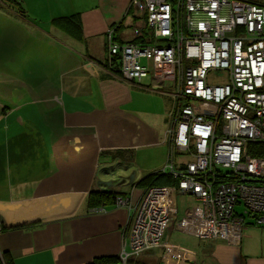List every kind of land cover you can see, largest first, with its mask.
I'll return each mask as SVG.
<instances>
[{
	"label": "crops",
	"instance_id": "1",
	"mask_svg": "<svg viewBox=\"0 0 264 264\" xmlns=\"http://www.w3.org/2000/svg\"><path fill=\"white\" fill-rule=\"evenodd\" d=\"M21 1L24 16L0 1V206L5 205L0 251H8L14 264H84L98 256H120L128 245L127 209L106 205L94 211L86 203L94 183L97 190L109 189L97 181L98 150L166 147L159 124L164 109L135 107L132 92L166 95L147 88L146 78L139 85L121 82L102 64L104 33L111 24L123 20L117 38H134L136 21L126 14L130 0H79L86 8L67 14L37 13L29 0ZM251 1L264 5V0ZM73 13L80 14L83 41L51 23ZM103 157L109 164L117 160ZM132 183H117L113 191L135 200L142 188ZM10 216L20 221L11 222ZM245 225L237 243L191 234L193 239L179 242L178 235L171 240L172 233L185 232L171 230L166 250L153 252L160 259L148 253L140 260L171 264L176 252V264H264V244L251 246L245 235L241 240ZM11 226L21 227L1 229Z\"/></svg>",
	"mask_w": 264,
	"mask_h": 264
},
{
	"label": "built area",
	"instance_id": "2",
	"mask_svg": "<svg viewBox=\"0 0 264 264\" xmlns=\"http://www.w3.org/2000/svg\"><path fill=\"white\" fill-rule=\"evenodd\" d=\"M130 7L141 41L119 40L109 26L104 67L126 83L149 78L147 88L172 99L160 171L175 183L149 185L135 200L116 197L114 206L128 211L130 249L120 258L166 249L173 229L237 243L243 225L264 227V5L130 0ZM211 70L226 72L227 83L208 84ZM178 195L197 205L179 210Z\"/></svg>",
	"mask_w": 264,
	"mask_h": 264
},
{
	"label": "rangeland",
	"instance_id": "3",
	"mask_svg": "<svg viewBox=\"0 0 264 264\" xmlns=\"http://www.w3.org/2000/svg\"><path fill=\"white\" fill-rule=\"evenodd\" d=\"M94 1L96 2V0H94ZM86 2H88V0H86ZM25 4H26V1H25ZM29 4H30L31 8L34 11H36L37 13H39V12H47L48 13V11H50V13H51V10L53 9V10H57L58 13H56V14H67V13L76 11L78 7L86 8L85 6L87 3H85V4L79 3V0H29ZM129 6H130V4H129ZM72 8H74V9H72ZM50 18H51V16H50ZM139 25H141V24H139L137 21L132 23V25H131V31L133 33L132 35L134 36V38H135L136 34L133 32V29L135 27H138ZM131 31L127 28L128 33ZM105 33H106V31H105ZM105 33H104V38H105ZM130 34L131 33H129L128 36H130ZM142 62L144 63V59L142 60ZM148 80L149 79L146 78L143 81V83H145V84L149 83ZM227 80L228 79H227L226 72H224L223 70H211L207 75V83L211 84V85H222V84L227 83ZM132 96H133L132 104L135 107L141 108V110L153 111L155 109L153 106H156L157 108H160V109H164V116L166 115V118L164 117V120L160 121L159 124H160V128L163 129V133H165V131L168 127V123H169V111L172 107V99L168 95H166V96L158 95V94H154L150 91H146V90L145 91L144 90L134 91V92H132ZM87 134H89V133L87 132ZM164 142H166V139H164ZM92 143H93V141H92ZM99 145H102V144H99ZM93 147L95 148V146H93ZM166 147H167V144H166ZM166 147L165 146H157V145H151V146H145L144 145V146L134 150L132 162H128V163L125 162L124 163L122 160L117 159V160H114V162L112 161V163L110 162L111 164H109L108 159L104 158L103 156L104 155L107 156L109 153L111 154V151L113 153V151L115 149L109 150V149L104 148L102 150H98V155L101 157H100V161H99L100 167L98 168L97 181H100L102 183H108L107 184L108 188L113 190V189H116L118 187L117 183H120V182H121V184L125 183L127 181V176H129L133 172L135 174L134 179L138 180L141 177H143L149 173L161 170L164 167V165L166 164V153H167ZM262 148H263V144H262ZM107 158H109V157H107ZM177 158L181 159V157H179V156ZM107 164H109V165H107ZM105 166L107 169V170L105 169L106 173H104V170H103V168ZM123 179H125L126 181L122 182ZM94 185L95 186H92L93 190L97 186L95 183H94ZM118 193H120V192H118ZM119 196L120 195L118 194L117 197H119ZM177 205H178L179 210H183L184 208L197 205V202L194 200V198H192L189 195H178L177 196ZM173 230H175V229H173ZM179 233L180 232H177V231L173 232L172 236H171V240L174 239V235H178L177 240L179 242H181L182 237L183 238L188 237L190 239H193L192 236H189V234L188 233L186 234V232H185V234H179ZM242 233H243V235L241 237V240L243 242H244V238L246 237L247 242L251 246H256V245H259L260 243L264 244V227H259V226H255V225H245L243 227ZM244 235H245V237H244ZM164 248H162V249L166 250ZM129 249H130V247H129V245H127L126 251H128ZM173 249H174V247H173ZM154 251H156V250L147 251L145 254L148 255V253H152L149 256H152L154 259H160L161 256L159 255V253H153ZM145 254H143V255L145 256ZM178 254L179 253H176V252L171 253L170 259H173V261H171V264L177 263L176 260H179ZM143 255H141L140 257H142ZM130 259H133V258H130ZM120 260L122 263H124L121 258H120Z\"/></svg>",
	"mask_w": 264,
	"mask_h": 264
},
{
	"label": "trees",
	"instance_id": "4",
	"mask_svg": "<svg viewBox=\"0 0 264 264\" xmlns=\"http://www.w3.org/2000/svg\"><path fill=\"white\" fill-rule=\"evenodd\" d=\"M5 5L15 7L19 13L24 16L25 10L22 5L21 0H0ZM132 13L131 7L129 6L126 14ZM123 20H120L117 23H113L110 26H117L116 30L119 28V24ZM51 23L57 26L59 29L63 30L67 34L73 36L77 40L83 41L84 36L82 34V25L80 20V14L79 13H73L68 16H61V17H55L51 19ZM117 38V36H116ZM138 36L132 39L133 42H139ZM104 64V63H102ZM108 156L111 158H117L122 160L124 163L132 162L133 161V150L132 149H115L111 154L109 153ZM106 169V168H104ZM107 170V169H106ZM175 180L171 178V176L163 174L160 170L149 173L143 177H141L138 181L133 182L132 184L135 185L138 188H145L149 185H171L174 184ZM125 196L123 193H118L113 190H97V189H91L87 196H86V203L88 207L96 208V207H104L106 205H114L115 199L118 196ZM21 226H11L8 228L1 227L2 230L5 229H14V228H20ZM120 257L118 255H109V256H98L94 257L91 261L86 262L84 264H115L117 262H120ZM127 262H136L140 264H145L143 261L140 260V258L137 259H129ZM126 262V263H127ZM0 264H14L13 258L10 255L8 251H0Z\"/></svg>",
	"mask_w": 264,
	"mask_h": 264
},
{
	"label": "bare ground",
	"instance_id": "5",
	"mask_svg": "<svg viewBox=\"0 0 264 264\" xmlns=\"http://www.w3.org/2000/svg\"><path fill=\"white\" fill-rule=\"evenodd\" d=\"M94 134H95V133H94ZM96 134H97V132H96ZM98 136H99V135H98ZM92 137H93V135H92ZM93 140H94V139H93ZM90 144H91L92 146H94L92 142H91ZM69 146H70V145H69ZM90 148H91V147H90ZM81 151H82V150H81ZM81 153H82V152H81ZM89 154H90V153H89ZM92 154H93V153H92ZM81 161H82V160H81ZM81 161H80V162H81ZM87 161H88V160H87ZM75 163H76V162H75ZM88 166H89V165H88ZM90 166H91V165H90ZM87 168H88V167H87ZM89 170H90V169H89ZM89 170H88V171H89ZM86 171H87V170H86ZM81 172H82V171H81ZM82 175H83V174H82ZM87 176H88V175H87ZM50 178H51V177H50ZM82 179H83V178H82ZM82 179H81V180H82ZM81 180H80V181H81ZM77 182H78V181H77ZM82 182H83V181H82ZM82 182H81V183H82ZM78 185H79V184H78ZM80 186H81V185H80ZM82 186H83V185H82ZM72 189H73V188H72ZM76 192H77V191H76ZM73 194H74V193H73ZM74 195H75V197H76V193H75ZM77 198H78V197H77ZM70 199H71V198H70ZM73 200H75V199H73ZM11 203H12V202H11ZM50 210H51V208H50ZM20 212H21V211H20ZM47 212H48V210H47ZM53 212H54V211H53ZM37 214H38V213H37ZM39 214H40V213H39ZM12 216H13V215H12ZM36 217H37V216H36ZM1 218L3 219V216H1ZM9 220H10L11 222H12V221H17V220L20 221V218H11V216H10V219H9Z\"/></svg>",
	"mask_w": 264,
	"mask_h": 264
},
{
	"label": "water",
	"instance_id": "6",
	"mask_svg": "<svg viewBox=\"0 0 264 264\" xmlns=\"http://www.w3.org/2000/svg\"><path fill=\"white\" fill-rule=\"evenodd\" d=\"M134 176H135L134 172L131 173L129 176H127V182H128V183H132V182L134 181ZM125 181H126L125 179L122 180V182H125ZM99 183H102V182L99 181ZM103 184L107 185L108 183H103ZM4 206H5V205H1V206H0V209H1L2 207H4ZM177 230H179V229H177ZM179 231H180V230H179Z\"/></svg>",
	"mask_w": 264,
	"mask_h": 264
}]
</instances>
